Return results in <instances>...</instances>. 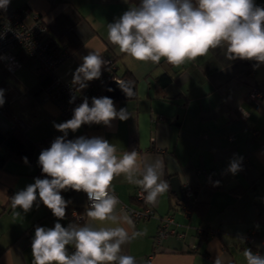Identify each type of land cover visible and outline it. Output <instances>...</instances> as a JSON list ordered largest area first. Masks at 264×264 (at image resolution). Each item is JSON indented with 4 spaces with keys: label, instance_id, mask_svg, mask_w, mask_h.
<instances>
[{
    "label": "crops",
    "instance_id": "0c3cea01",
    "mask_svg": "<svg viewBox=\"0 0 264 264\" xmlns=\"http://www.w3.org/2000/svg\"><path fill=\"white\" fill-rule=\"evenodd\" d=\"M254 3L264 8V0ZM137 6L131 0H9L6 9H0V18L27 10L25 20L37 14L46 22L48 37L59 44L56 51L66 48L70 52L58 66L57 75L77 91L92 81L79 89L72 83L73 74L82 58L95 50L109 61L107 68L102 66L101 75L109 71V80L134 82V97L112 99L117 111L125 108L130 113L127 120L85 124L76 132L69 130L66 140L100 137L116 146L117 156L135 150L144 163L160 160L162 179L169 185L152 204L154 215L134 221L121 205L138 207L137 193L142 189L128 183L123 174L114 177L109 189L119 200L117 214L130 218L131 224L92 221L87 211L79 221L72 216V222L66 215L58 219L38 193L27 213L13 209L9 198L36 178H48L39 171V155L45 140L52 143L64 135L54 124L73 115L61 114L43 89L42 70L19 51L22 66L15 73L0 65L5 100L0 106V127L12 130L20 126L40 147L31 163L9 160L0 168V264H33L31 245L36 227L53 228L57 222L63 227H125L131 238L121 246L120 254L134 257L136 264H216L217 260L219 264H247L245 249L253 253L264 250V64L228 60L223 48L179 66L164 58L158 64L137 61L108 39V24ZM62 39L70 46L75 41L78 44L70 49ZM164 73L172 80L160 87L156 79ZM105 84L100 86L103 95ZM252 87L262 92L258 106L247 100ZM232 111L248 115L244 120L234 119ZM233 161L239 164L234 174L230 171ZM172 176L178 177L182 188L185 183L194 188L197 202L190 212L172 192ZM82 198V191H74L71 202L83 206ZM166 215L173 218L168 228L174 232L160 237L156 244L160 220ZM66 249L69 255L75 251L74 245Z\"/></svg>",
    "mask_w": 264,
    "mask_h": 264
},
{
    "label": "clouds",
    "instance_id": "9594fccd",
    "mask_svg": "<svg viewBox=\"0 0 264 264\" xmlns=\"http://www.w3.org/2000/svg\"><path fill=\"white\" fill-rule=\"evenodd\" d=\"M8 4L9 0H0V9H6ZM108 39L121 52L142 62L158 64L164 58L179 66L210 50L223 48L228 60H254L258 66L264 64V8L256 6L254 0H140L137 7L108 24ZM82 59L72 81L79 89L99 79L102 66L109 63L98 50L90 51ZM117 83L127 97H134V82ZM4 103V90L0 89V106ZM129 115L125 108L117 111L109 97H93L91 106L85 97L74 108L71 119L54 124L64 135L39 155L42 172L51 179L36 178L11 198L12 208L27 213L38 193L53 215L63 219L68 202L60 193L73 189L85 192L91 201L86 212L90 220L131 224L130 218L117 214L119 200L109 191L114 177L123 174L128 183L142 189L146 203L153 204L169 188L162 179L163 162L144 163L135 150L117 156L116 146L100 137L66 140L69 130L76 132L85 124L110 125L117 118L127 120ZM23 159L27 161V157ZM238 169L239 164L233 161L230 171L234 174ZM130 238L122 226L63 227L59 222L53 228L37 226L31 245L33 264H136L134 257L120 254L121 246ZM68 245L75 247L71 255L66 249ZM244 256L247 264H264V256L251 249H245Z\"/></svg>",
    "mask_w": 264,
    "mask_h": 264
},
{
    "label": "built area",
    "instance_id": "2783aa9c",
    "mask_svg": "<svg viewBox=\"0 0 264 264\" xmlns=\"http://www.w3.org/2000/svg\"><path fill=\"white\" fill-rule=\"evenodd\" d=\"M27 15V10H20L9 12L2 17L0 22V65L7 71L15 73L22 66V62L17 54L18 50L26 52L51 79L49 85L44 89L48 97L60 108L62 115L69 116L73 114L74 108L79 106L85 97L90 98L94 84L92 83L84 90L77 91L75 86L58 77L57 68L69 57L70 52L66 48H62L58 51L50 50L48 42L45 41V35L48 31L46 22L37 14H32L31 19L27 21L25 20ZM110 78L111 73L106 71L97 80V84L104 85ZM101 93V90L95 91L92 98L101 97ZM73 97H75L74 101L69 103ZM261 97L262 92L256 87H252L247 94V100L254 103L255 106H258ZM247 115L248 114L243 111H240V114H235L232 111V117L234 119L244 120ZM233 138V135H229L230 140H233ZM182 189L186 200H195V192L191 184L185 183ZM109 191L111 194L115 195L112 190L109 189ZM141 193L142 190H139L137 193V198L140 201L138 207H132L126 204L121 205V208L124 209L134 221L146 219L154 215L152 204L146 203ZM82 194L83 198L81 204H83L85 208H90L91 201H89L85 192L82 191ZM185 209L187 212H190L188 207H185ZM71 215L78 221L84 217V213L79 214L76 208L71 210ZM171 223H173L171 215H166L160 220L155 239L156 244L159 242L160 237L174 232L168 228ZM252 235L253 230L251 229L248 235L249 240L252 239ZM262 243L264 244V237L262 238ZM254 253L264 256V250L255 249Z\"/></svg>",
    "mask_w": 264,
    "mask_h": 264
},
{
    "label": "trees",
    "instance_id": "16d2710c",
    "mask_svg": "<svg viewBox=\"0 0 264 264\" xmlns=\"http://www.w3.org/2000/svg\"><path fill=\"white\" fill-rule=\"evenodd\" d=\"M131 1H133L137 5L140 4V0H131ZM1 19L2 18H0V22H1ZM45 41L48 42V47L50 48V50L56 51L57 47H59V44L56 43V41H54L50 37H48V31L45 35ZM62 41L65 42V46L70 48V49H73V47L78 44V41H75L74 44L72 46H70L66 42V39H62ZM19 51L22 52L23 50H18V52ZM18 52H17V54H19ZM24 54L28 58L32 59V61L35 62V60L30 55H28L26 52ZM105 66L107 68L109 65H105ZM40 69L42 70V72H41L42 74L40 75V78H41L40 82L42 85H44L43 89H45L49 85L51 79L48 76V74L42 68H40ZM97 80L96 81L92 80V82H91V84L93 83L94 85H93V88L91 91V96H90V98H88L89 103H91L90 100H91L92 96L95 94V91L100 90L101 85L97 84ZM171 80H172V77L170 75L164 73V74L160 75L159 77H157L156 84H158L160 87H164ZM101 97H105V96L101 93ZM51 144H52L51 142H49L48 140H45L46 146H45V148H43V150L50 148ZM39 147H40V142L32 140L31 138H29L27 136V134H25L23 129L20 128V126H16L12 130H8V129L5 130V129H2L0 127V168H3L6 164V162L9 160L18 161V162L24 163V164L31 163L33 161L36 150ZM24 157H27L26 162L23 159ZM39 171L42 172L40 165H39ZM166 177L169 179L168 175H166ZM48 178L51 179L50 177H48ZM74 191L75 190H73V189H67V190H63V193H62V197L65 199L66 202H68L66 209H65V215L72 222L75 221L71 215V210L73 208H76L79 214L85 213L89 209V208H85L81 205H76V204L71 202ZM9 201L11 202V198H9L8 202ZM196 202H197V200H196V196H195V200H193V201L186 200L185 202H183L182 205H184V207H188L190 210H192L196 206Z\"/></svg>",
    "mask_w": 264,
    "mask_h": 264
},
{
    "label": "water",
    "instance_id": "95a60500",
    "mask_svg": "<svg viewBox=\"0 0 264 264\" xmlns=\"http://www.w3.org/2000/svg\"><path fill=\"white\" fill-rule=\"evenodd\" d=\"M122 81H131L129 79H123ZM108 89H112L109 91ZM104 95L105 97H109L111 99H129V97L126 96V94L121 90L119 87L116 79L109 80L104 87ZM170 185L172 192L175 193L178 200L185 202L186 199L183 194V189L181 187V184L178 180V177L172 176L170 178Z\"/></svg>",
    "mask_w": 264,
    "mask_h": 264
},
{
    "label": "rangeland",
    "instance_id": "374dc122",
    "mask_svg": "<svg viewBox=\"0 0 264 264\" xmlns=\"http://www.w3.org/2000/svg\"><path fill=\"white\" fill-rule=\"evenodd\" d=\"M79 203V202H78Z\"/></svg>",
    "mask_w": 264,
    "mask_h": 264
}]
</instances>
